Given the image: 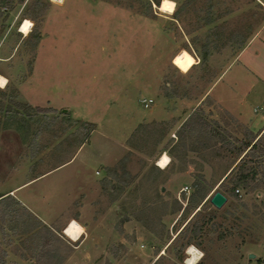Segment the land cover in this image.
I'll list each match as a JSON object with an SVG mask.
<instances>
[{"label":"rangeland","instance_id":"obj_1","mask_svg":"<svg viewBox=\"0 0 264 264\" xmlns=\"http://www.w3.org/2000/svg\"><path fill=\"white\" fill-rule=\"evenodd\" d=\"M162 1L25 0L12 9L1 5L0 74L8 83L0 87L6 90V95L0 92V194L69 160L81 144H91L96 152L101 130L126 150L107 166L111 178L105 184L101 180L105 195L97 211L114 206L121 216L110 220L116 219L122 230L130 216L136 237L130 235L126 246L109 247L111 257L120 255L111 264H185L190 245L204 253L196 264H264L260 152L246 161L248 167L259 165L251 185H261L254 190L239 186L240 193L227 195L221 208L208 198L215 187L197 208L189 206L194 183L181 200L166 194L164 179L172 168L162 172L157 164L167 149L174 154L171 165L192 167L194 182L208 190L236 164L237 154L225 146L240 145L246 126L204 95L261 24L264 9L254 0H166L174 5L169 13L160 10ZM26 18L32 26L24 34L20 28ZM223 89L221 82L217 90ZM143 99L152 100L148 107ZM197 111L221 124L226 142L198 133H185L178 141L183 123ZM93 152L86 148L67 171L36 179L15 195H31L44 212H56L68 182L86 185L99 177ZM225 185L231 187L232 180ZM83 198L73 195L61 212L80 211ZM31 221L21 205L0 202V264H25L20 254L35 256L37 238L19 234L21 223L30 228ZM187 223L188 229L178 235ZM197 226L201 229L192 233ZM188 237L192 243L184 247Z\"/></svg>","mask_w":264,"mask_h":264},{"label":"crops","instance_id":"obj_2","mask_svg":"<svg viewBox=\"0 0 264 264\" xmlns=\"http://www.w3.org/2000/svg\"><path fill=\"white\" fill-rule=\"evenodd\" d=\"M254 2L264 9V0H254ZM26 19L31 21V19ZM195 57L196 63L193 67L198 64L199 60V56L196 55ZM221 82L224 89L218 91L217 87ZM7 83L8 79L5 85ZM205 97H210L214 102L221 104L254 134L260 136L264 132V18L261 24L238 50L223 73L208 87L204 95ZM118 99L119 101L121 100L120 97ZM203 100L205 99H202V102ZM233 100L237 101L236 104H233ZM99 139L101 141L98 144L100 147L97 146L96 152H93L91 149V144H81L69 160L53 165L48 170L22 182L8 192L2 193L4 195L0 197V202L11 200L14 205H21V207L27 210L29 219L32 220L30 228V225L26 227L24 223H21L24 227L21 226L19 230V234L22 236L34 235L37 238V246L33 248L35 254L33 258L30 257L27 259L29 256L27 253L25 255H19L23 257L25 264H35L39 253L46 249L47 245L45 244L48 242L49 246L47 248L54 254L51 258L52 264H111V262L114 263L118 260L120 255H112L111 257L109 255V247L118 244H124L126 246L130 240V235L132 238H136L132 235V229L134 227L132 228L133 222L129 219L130 216L126 219L128 221L125 222L123 230L116 228L115 220L117 216L119 218L121 215L114 208V204L108 210L104 209L99 213L97 211L98 200L103 199L105 195L104 185H102L101 180H104L103 184H105L107 183V179L111 178V169H107V166L113 162L116 156L126 150V146L121 141L115 140L113 136L101 130H99ZM86 148L90 152V155L93 152V157H95V162L93 163L99 166L95 173L99 177L94 178L91 182H86V185H75L74 182H68L66 186L67 194L64 195L63 200V202H71L73 195H84L80 211L73 213L67 212L65 215L61 212L63 202H59L58 210L48 213L44 212L40 205H34V198L31 195H15L14 191L16 189L36 179L52 175L61 170H66L65 168L73 163L71 161L79 155L78 153H82ZM194 150L197 151V149ZM171 154L172 152L164 149L160 159L167 156L169 163L161 167L159 165V159L157 164L161 167L162 172H165L170 167L172 168V171L164 179L167 187L166 194H170L172 197L181 200V195L184 192L188 193L183 188L185 186H191L194 183L195 176L192 167L188 168L183 166L179 168L175 163L171 165L173 160L170 157ZM84 163L89 164L88 161ZM232 167L228 168L220 179L215 182L214 186L209 189L211 191L215 187L212 190V195L214 194L213 192L220 190V183ZM105 169L108 172L107 176L105 174L106 179H104L105 176L103 175ZM72 174L70 179L74 177ZM166 187L164 188L166 189ZM212 195H209L208 198ZM93 197L97 198L94 199ZM64 204L66 207V203ZM115 216L116 219H112L111 222L110 218ZM69 220L77 221L83 229L76 239L66 233V222ZM145 234L148 233L146 232ZM21 244L24 246L25 242L22 241ZM86 257H90V259Z\"/></svg>","mask_w":264,"mask_h":264},{"label":"trees","instance_id":"obj_3","mask_svg":"<svg viewBox=\"0 0 264 264\" xmlns=\"http://www.w3.org/2000/svg\"><path fill=\"white\" fill-rule=\"evenodd\" d=\"M25 0H0V15L1 13V5H7L9 9H12L15 7L17 3H24ZM156 3L159 5V1H156ZM151 5V2H150ZM152 6V5H151ZM39 36H37V39L39 40ZM0 92L3 95H6L5 89H0ZM3 103L0 102L1 110L3 108ZM20 105H23L19 103ZM10 110V107H7V111ZM38 111L44 112L50 110L49 108L45 107H37ZM185 133H198L200 135H210L211 137H218L221 141H225L226 139L222 132L220 131V127L218 122L215 124H212L205 116L199 113L198 111L196 113H192L183 123L182 125V131L179 132V140H183L185 137ZM88 140V139H87ZM86 140V141H87ZM240 140L241 144L236 145L234 143H226V148L230 150L233 153L237 154L238 161L236 164L228 171L227 175L224 177L223 181L220 183L221 190L226 196L229 194L232 195H238L236 193V189L239 188V186H242L244 188L251 187L253 190L257 189L261 184L260 183H254V185H251L254 180H256V176L258 174V168L259 165H253L251 167H248L246 158H248L250 155H255L256 152H260L264 156V132L259 136L258 134H254L250 129L246 127V131L244 134L243 139ZM85 141V142H86ZM84 143V141L82 142ZM264 159L260 160L263 162ZM158 168V167H157ZM159 169V168H158ZM161 170V169H160ZM232 180V186H226L225 182L226 180ZM194 185L197 187L195 193L192 194V196L189 198V206H194V208L203 206L207 203V195L209 193L208 188L201 184L198 181L194 182ZM4 194H0V197ZM228 197V196H227ZM189 223V222H188ZM188 223L184 226L182 230L178 233V235L184 231V229H188ZM201 229V226H197L192 230V233H197ZM177 235V236H178ZM176 236V237H177ZM187 238V236L185 237ZM193 238L188 237V239L184 243V247L192 243ZM46 249H44L42 252L39 253L37 257V261L35 264H52L51 258L54 256V254L51 253V250L47 247L49 246V242L46 243ZM50 257V258H49ZM50 259V260H49ZM59 264V263H57Z\"/></svg>","mask_w":264,"mask_h":264},{"label":"bare ground","instance_id":"obj_4","mask_svg":"<svg viewBox=\"0 0 264 264\" xmlns=\"http://www.w3.org/2000/svg\"><path fill=\"white\" fill-rule=\"evenodd\" d=\"M54 1L62 2L63 0H54ZM168 3H171V2L166 1V0H163L162 3H161L160 6H159L160 10L163 11V12H169V11L166 9V4H168ZM171 4H173V3H171ZM173 9H174V7H173ZM173 9H172V11H170L169 13L173 12ZM26 26H27V31L24 30ZM31 26H32V22H31L30 20H25V21L23 22V24L21 25L20 31L23 32L24 34H27L28 31H29V29L31 28ZM0 78H3V81L5 82V83L3 84V86H5L7 79H6L3 75H1V74H0ZM164 157H167V156H164ZM164 157H163V158H164ZM163 158H161V159L159 160V165H160V162H161V160H162ZM167 159H168V157H167ZM74 226H75V227H74ZM76 229H82V227L80 226V224H79L77 221L72 220V221L70 222V224H68V225L66 226V233H67L70 237L76 239V238L78 237V235L80 234V232H81V231H76ZM195 248H196V247H195ZM196 249H198V248H196ZM199 252H201V251L199 250V251H194V252H191V253L188 252V253H189V257L187 258V260H188V259H191V258L194 257V256H198V255H199ZM199 260H200V259H199ZM199 260H198V261H199ZM198 261H197V262H198ZM197 262H196V263H197Z\"/></svg>","mask_w":264,"mask_h":264},{"label":"water","instance_id":"obj_5","mask_svg":"<svg viewBox=\"0 0 264 264\" xmlns=\"http://www.w3.org/2000/svg\"><path fill=\"white\" fill-rule=\"evenodd\" d=\"M162 190L164 191L165 188L163 187ZM228 200V197L220 190H217L214 192V194L210 197V202L217 208H221L226 201ZM254 255L251 254V257Z\"/></svg>","mask_w":264,"mask_h":264},{"label":"clouds","instance_id":"obj_6","mask_svg":"<svg viewBox=\"0 0 264 264\" xmlns=\"http://www.w3.org/2000/svg\"><path fill=\"white\" fill-rule=\"evenodd\" d=\"M0 79H3V78H0ZM83 230V229H81ZM189 253L191 252H194V251H199L198 249L195 248V245H190L189 246V249L187 250ZM204 256V253L203 252H199V255L198 256H194L192 257L191 259H188L185 261V264H196V262L199 260V259H202ZM88 259H90V257H86Z\"/></svg>","mask_w":264,"mask_h":264},{"label":"snow or ice","instance_id":"obj_7","mask_svg":"<svg viewBox=\"0 0 264 264\" xmlns=\"http://www.w3.org/2000/svg\"><path fill=\"white\" fill-rule=\"evenodd\" d=\"M173 7H174V5L171 4V3L166 4V9H167L169 12L172 11ZM24 30L27 31V26L25 27ZM4 83H5V82L3 81V79H0V87H2ZM167 163H168V159H167V157H164V158L161 160V162H160V166H161V167H164ZM74 227H75V226H74ZM76 231H82V230H81V229H76Z\"/></svg>","mask_w":264,"mask_h":264},{"label":"built area","instance_id":"obj_8","mask_svg":"<svg viewBox=\"0 0 264 264\" xmlns=\"http://www.w3.org/2000/svg\"><path fill=\"white\" fill-rule=\"evenodd\" d=\"M24 21H25V20H24ZM22 24H23V22H22ZM143 100H144L145 106H147V107L150 105V103H151V101H152L151 99H150V100H148V99H143ZM168 163H169V161H168ZM168 163H167V164H168ZM189 189H190V186H185V187L183 188L184 191H188ZM236 191H237L238 193H240V189H239V188H237ZM69 224H70V223H69ZM65 230H66V228H65Z\"/></svg>","mask_w":264,"mask_h":264}]
</instances>
